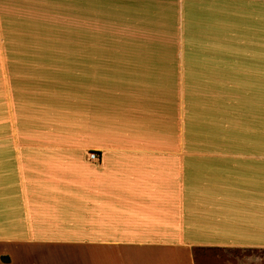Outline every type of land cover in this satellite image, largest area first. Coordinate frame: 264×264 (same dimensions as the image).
Wrapping results in <instances>:
<instances>
[{
  "label": "crops",
  "instance_id": "obj_1",
  "mask_svg": "<svg viewBox=\"0 0 264 264\" xmlns=\"http://www.w3.org/2000/svg\"><path fill=\"white\" fill-rule=\"evenodd\" d=\"M238 248L264 250V0H0V264Z\"/></svg>",
  "mask_w": 264,
  "mask_h": 264
},
{
  "label": "rangeland",
  "instance_id": "obj_2",
  "mask_svg": "<svg viewBox=\"0 0 264 264\" xmlns=\"http://www.w3.org/2000/svg\"><path fill=\"white\" fill-rule=\"evenodd\" d=\"M237 135H239V132L234 128V136ZM252 135H256L255 128L250 133V136ZM196 260L197 264H264V250L238 248L198 251Z\"/></svg>",
  "mask_w": 264,
  "mask_h": 264
},
{
  "label": "built area",
  "instance_id": "obj_3",
  "mask_svg": "<svg viewBox=\"0 0 264 264\" xmlns=\"http://www.w3.org/2000/svg\"><path fill=\"white\" fill-rule=\"evenodd\" d=\"M89 160L90 161H94V162H99L100 161V158H99L98 154H96V153H90L89 154Z\"/></svg>",
  "mask_w": 264,
  "mask_h": 264
}]
</instances>
